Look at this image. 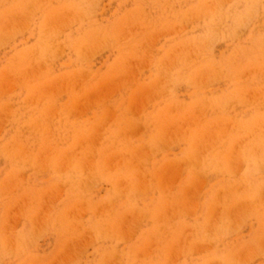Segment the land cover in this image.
<instances>
[{"label":"rangeland","instance_id":"1","mask_svg":"<svg viewBox=\"0 0 264 264\" xmlns=\"http://www.w3.org/2000/svg\"><path fill=\"white\" fill-rule=\"evenodd\" d=\"M0 264H264V0H0Z\"/></svg>","mask_w":264,"mask_h":264}]
</instances>
